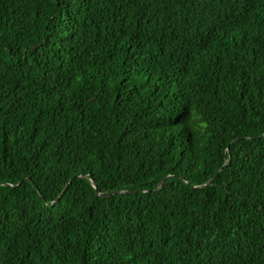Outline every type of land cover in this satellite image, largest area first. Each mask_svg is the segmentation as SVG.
Segmentation results:
<instances>
[{
	"label": "trees",
	"instance_id": "1",
	"mask_svg": "<svg viewBox=\"0 0 264 264\" xmlns=\"http://www.w3.org/2000/svg\"><path fill=\"white\" fill-rule=\"evenodd\" d=\"M0 264H264V0H0Z\"/></svg>",
	"mask_w": 264,
	"mask_h": 264
},
{
	"label": "water",
	"instance_id": "2",
	"mask_svg": "<svg viewBox=\"0 0 264 264\" xmlns=\"http://www.w3.org/2000/svg\"><path fill=\"white\" fill-rule=\"evenodd\" d=\"M23 182V181H22ZM93 182V181H92ZM163 184V183H162ZM161 184V185H162ZM93 186L96 188V185L93 183ZM114 194V193H113ZM100 196H102V197H108V196H110V194H100Z\"/></svg>",
	"mask_w": 264,
	"mask_h": 264
}]
</instances>
